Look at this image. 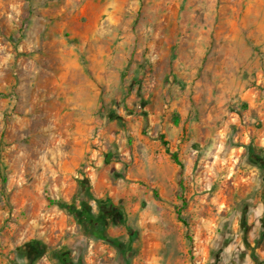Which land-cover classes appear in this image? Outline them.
I'll list each match as a JSON object with an SVG mask.
<instances>
[{"label": "rangeland", "instance_id": "1", "mask_svg": "<svg viewBox=\"0 0 264 264\" xmlns=\"http://www.w3.org/2000/svg\"><path fill=\"white\" fill-rule=\"evenodd\" d=\"M259 89L264 0H0V264L33 262L41 223L84 264H256ZM45 190L123 250L87 235L90 261L73 254Z\"/></svg>", "mask_w": 264, "mask_h": 264}, {"label": "trees", "instance_id": "2", "mask_svg": "<svg viewBox=\"0 0 264 264\" xmlns=\"http://www.w3.org/2000/svg\"><path fill=\"white\" fill-rule=\"evenodd\" d=\"M247 149V158L250 163L255 165L260 169V175L262 176V182L264 184V155H261L254 149L252 150L249 146H246ZM171 159L179 166V178L177 181V184L180 189V193L177 195L178 200H180V204L174 205V213L176 218L182 223L183 225V234L188 240V253L190 258H193V240L192 237L188 233V225L186 221L182 217V210L186 207L187 201L182 196V192L184 190L183 185V164L177 159V156L172 153ZM3 181H5V178H3ZM46 194V199L48 205L57 204L60 207L64 208L68 213H70L73 218L76 220V222L79 224L80 227V235L87 236L91 235L92 237L99 238L104 240L105 242L118 246L119 249L123 250L121 248V243L118 240L110 239L106 237V235L103 232V227L105 226V220L101 217L94 216L88 208H86L84 205H82L80 208H77L76 205L73 202H66L63 200H53L49 197L47 190L44 191ZM100 227V229H98ZM32 243V244H31ZM30 244L33 249L36 251L37 255L42 253V248H39L40 244L37 241H31ZM26 244V245H28ZM54 252V253H53ZM51 254H54L55 257H57L62 264H84L81 260L73 261L69 256L67 252L62 251H55L52 250ZM254 262L256 264H261V261L258 260V258L253 255L252 256Z\"/></svg>", "mask_w": 264, "mask_h": 264}, {"label": "crops", "instance_id": "3", "mask_svg": "<svg viewBox=\"0 0 264 264\" xmlns=\"http://www.w3.org/2000/svg\"><path fill=\"white\" fill-rule=\"evenodd\" d=\"M258 97L259 99L260 97L262 98L261 100L262 101L261 106H262L264 102V90L263 89L261 90L259 89ZM263 112L264 111L261 110L260 102H259L258 109H257L258 119L264 120ZM253 120H256V119H253ZM248 139L249 140L247 143H245V145L249 146L252 150L254 149L255 151H258L261 155H264V128L261 129V132H259L258 137L256 138L248 137ZM258 139H260V143L256 142V141H259ZM260 180H261L260 188L262 189L260 191V197H262V199L260 198V206L258 207V211L260 213V219L257 225L259 236L257 239L256 247L254 248L252 252L253 255H255L258 258L259 261L264 259V184L262 182V176H260ZM27 227H31V224H28ZM35 228H36L35 239L40 244L39 248L40 249L41 247L43 248H42V253L37 255L36 251L33 249V247L30 244L26 245L25 248L27 249V253L32 252L31 254L33 255V257L30 256V258H33V262H30V264H54L52 263L54 259L50 257V253L52 250L55 249V247L52 246L53 245L52 241L59 238V233H56L54 231V225L52 223H41L38 227H34V229ZM53 237H56V238L54 239ZM71 239H72L70 243V246L72 248L71 252L75 254L77 252L78 245L80 246L86 245V252H85L84 260L86 262L90 261V257L88 256L89 242L83 241L82 235H79L76 238L71 237Z\"/></svg>", "mask_w": 264, "mask_h": 264}]
</instances>
